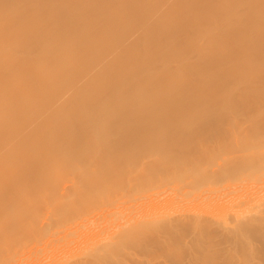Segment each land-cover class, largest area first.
I'll return each instance as SVG.
<instances>
[{
    "label": "bare ground",
    "instance_id": "1",
    "mask_svg": "<svg viewBox=\"0 0 264 264\" xmlns=\"http://www.w3.org/2000/svg\"><path fill=\"white\" fill-rule=\"evenodd\" d=\"M262 66L264 0H0V177L31 173L35 181L37 171L59 169L47 160L54 151L60 154L55 146L88 139L92 129L101 132L90 141L115 142L114 151L105 150L103 167L137 153L152 161L136 159L126 170L155 177L186 171L174 162L176 148L137 142L210 136L199 148L184 149L197 158L223 135L222 100L245 89L244 82L245 94L258 100L254 119L260 114L264 120ZM234 104L244 111L253 107L249 97ZM55 107L62 116H52ZM225 124L231 127V120ZM28 190L0 180V216L13 219L16 207L31 206ZM150 225L123 234L128 243L142 240L132 251L149 260L136 264L237 261L208 241L218 234L207 232L206 221L179 216ZM194 225L206 232H195ZM174 228L188 241L173 242ZM19 230L8 223L0 237ZM231 241L235 250L253 253L240 264H264V240L240 249L237 238Z\"/></svg>",
    "mask_w": 264,
    "mask_h": 264
},
{
    "label": "rangeland",
    "instance_id": "2",
    "mask_svg": "<svg viewBox=\"0 0 264 264\" xmlns=\"http://www.w3.org/2000/svg\"><path fill=\"white\" fill-rule=\"evenodd\" d=\"M250 84L255 88L257 77ZM244 85L246 88L241 89L243 83L240 84L241 91L235 96L222 100L225 104L221 105L219 115L223 135L208 143L197 158L196 151L184 149L188 146L197 149L198 144L210 136L187 141L178 135L169 141L157 138L137 142L139 147L148 143L165 151L176 148L174 162L187 168L186 171L159 177L134 169L130 172L126 168L129 164L132 167L134 160L152 161L142 154L136 156L137 153H125V159H130L103 167L109 159V156L104 157L105 150L115 142L90 141L101 132L92 129L88 139L71 146H55L60 154L54 151L47 160L49 165L61 167L37 171L35 181L44 182L36 183L31 173L0 177V180L11 179L19 188L29 189L27 194L33 198L28 210L16 207L13 219L0 216V233L6 231L8 223L21 229L11 236L0 237V264H72L91 258L103 259L95 264H106L109 260L136 264L149 260L137 250L132 251V247L142 245V240L128 243L123 234L138 233L143 225L149 228L150 224L151 227L179 216L206 221L207 232L218 234L208 241L221 250L224 257L236 256L235 264L253 259V253L235 250L231 241L237 238V249H240L242 244L264 240V120L260 114L254 119L258 100L255 93L245 94L249 90L246 82ZM245 97L250 98L253 106L246 111L242 104H234ZM62 112L55 107L52 116H62ZM229 120L231 127L225 124ZM61 123L64 124V119ZM99 149L102 154L98 157ZM26 179L29 181L23 183ZM203 227L194 225L191 229L204 232ZM171 232H178L173 242L189 239V236L179 235L177 228ZM156 236L160 237L158 233ZM255 257L259 256L255 254Z\"/></svg>",
    "mask_w": 264,
    "mask_h": 264
}]
</instances>
